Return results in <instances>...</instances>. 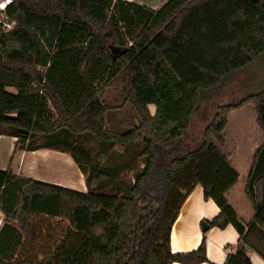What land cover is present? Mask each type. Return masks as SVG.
<instances>
[{
    "label": "trees",
    "instance_id": "trees-1",
    "mask_svg": "<svg viewBox=\"0 0 264 264\" xmlns=\"http://www.w3.org/2000/svg\"><path fill=\"white\" fill-rule=\"evenodd\" d=\"M263 52L264 0H167L157 9L126 0H12L0 19V135L15 137V149L68 153L87 191L0 171V264L204 262V238L188 253L172 254L169 247L171 227L198 184L220 210L208 226L232 225L240 235L224 264H251L249 249L264 259V143L245 186L254 208L247 228L224 197L238 172L219 149L228 115L247 104L264 134V88L212 105L210 115L201 109L207 92ZM122 85V103L109 109L104 88ZM196 114L205 125L192 135ZM62 132L90 135L117 154L142 148L109 168L94 164ZM114 153H100V162ZM137 160L142 167L133 180L118 179ZM107 181L115 183L110 191L102 189ZM12 185L17 191L6 196ZM65 210L71 229L49 257L16 259L32 217H62ZM9 215L18 229L7 224Z\"/></svg>",
    "mask_w": 264,
    "mask_h": 264
},
{
    "label": "rangeland",
    "instance_id": "rangeland-1",
    "mask_svg": "<svg viewBox=\"0 0 264 264\" xmlns=\"http://www.w3.org/2000/svg\"><path fill=\"white\" fill-rule=\"evenodd\" d=\"M1 18V13H0ZM14 23L10 22L9 26L4 25L3 31L6 32L12 28ZM264 88V52L259 55L249 65L240 70L232 72L223 85L215 88L211 93L207 92L202 100L201 109L208 115L212 112V105L225 104L238 101L247 94L253 93ZM8 91L14 92L13 88H7ZM126 94L124 85L116 87L107 86L103 90V101L109 109L117 108L123 101ZM125 114L127 116L133 113L131 106L126 103ZM52 110L51 106H49ZM149 111L154 113V106L149 105ZM53 112V110H52ZM112 112V110H111ZM120 112V111H119ZM118 111L113 110L114 119L119 122L121 120ZM232 113V114H231ZM228 115L227 125L223 129L224 144L219 146L221 152L225 155L230 154L237 161V169L240 175L246 174V169L249 168L253 161L254 148L260 146L264 140L263 132L257 127L256 112L252 104H247L243 108L232 111ZM205 122L198 118L196 114L191 121L189 132L192 135H199ZM66 141L72 144L83 146L91 156L94 164L115 168L117 165L123 164L134 151L142 148L141 144L131 148V151L121 152L111 149L110 145H104L95 141L90 135H69L62 132ZM43 139H37L36 144L43 142ZM115 152L112 157L105 158L100 162V153ZM142 163L137 160L132 164L131 170L122 169L118 175V179L122 181L133 180V173L140 170ZM115 185L113 181H107L103 184V190L110 191ZM16 185H12L7 190L15 189ZM69 213L64 211L62 217H49L48 215L35 214L31 219L30 231L27 235L21 236L16 249V259H30L41 261L43 258H48L50 253L55 249L57 243L63 234L71 229L69 221ZM33 224V225H32Z\"/></svg>",
    "mask_w": 264,
    "mask_h": 264
},
{
    "label": "crops",
    "instance_id": "crops-1",
    "mask_svg": "<svg viewBox=\"0 0 264 264\" xmlns=\"http://www.w3.org/2000/svg\"><path fill=\"white\" fill-rule=\"evenodd\" d=\"M126 1L135 2L150 9H157L167 0ZM15 142V137L0 135V171L10 168L16 177L30 178L82 192L87 191L84 175L68 153L47 148L31 151L15 149ZM263 143L264 140L260 146ZM260 146L254 148L253 156ZM230 154L226 156L232 167L238 172L237 161ZM251 166L252 163L246 169L245 175L238 173V180L224 194L226 201L245 228L254 216L253 205L245 194V186ZM15 191L9 192L6 196L12 195ZM219 211L212 199L204 197L201 185L198 184L192 189L184 200L171 227L169 247L172 254L188 253L196 250L204 238L207 260L201 263L174 261L171 264H224L227 254L233 253L240 242L239 233L232 225L223 228L208 226L206 231L202 230V223L208 224L218 215ZM10 215L7 224L18 229L17 221L12 220ZM4 223L5 216L0 210V231ZM30 225L31 222L28 233ZM261 229L264 232V223L261 225ZM248 257L251 264H264V259L252 249H249Z\"/></svg>",
    "mask_w": 264,
    "mask_h": 264
},
{
    "label": "built area",
    "instance_id": "built-area-1",
    "mask_svg": "<svg viewBox=\"0 0 264 264\" xmlns=\"http://www.w3.org/2000/svg\"><path fill=\"white\" fill-rule=\"evenodd\" d=\"M12 0H0V4H3L4 6L0 8L1 18L4 17V13L6 11V8L11 4ZM6 26H9V24H4Z\"/></svg>",
    "mask_w": 264,
    "mask_h": 264
},
{
    "label": "water",
    "instance_id": "water-1",
    "mask_svg": "<svg viewBox=\"0 0 264 264\" xmlns=\"http://www.w3.org/2000/svg\"><path fill=\"white\" fill-rule=\"evenodd\" d=\"M208 229V224L207 223H202V230L206 231Z\"/></svg>",
    "mask_w": 264,
    "mask_h": 264
},
{
    "label": "clouds",
    "instance_id": "clouds-1",
    "mask_svg": "<svg viewBox=\"0 0 264 264\" xmlns=\"http://www.w3.org/2000/svg\"><path fill=\"white\" fill-rule=\"evenodd\" d=\"M4 5L3 4H0V8H2Z\"/></svg>",
    "mask_w": 264,
    "mask_h": 264
}]
</instances>
